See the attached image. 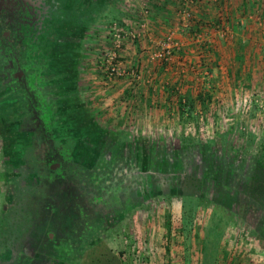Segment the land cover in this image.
<instances>
[{
	"label": "rangeland",
	"instance_id": "1",
	"mask_svg": "<svg viewBox=\"0 0 264 264\" xmlns=\"http://www.w3.org/2000/svg\"><path fill=\"white\" fill-rule=\"evenodd\" d=\"M102 1L105 5L96 6V19L86 12L88 8L68 18L78 29L73 44L63 48L66 58L72 56L66 64L76 62V77L84 91L78 95L76 85L66 84L74 68L66 66V75L57 62L41 79L42 101L38 96L32 99L30 111L27 107L22 114L14 103L12 107L0 104V241L11 233V222L17 219L20 225L27 224V218L34 215L35 226L58 243L65 238L60 222L90 230L83 232V240L74 238L62 258L54 250L45 252L46 264H91L89 251L100 243L107 249L103 247L100 257L104 263L97 264H197L203 244L210 255L216 243L219 251L211 264H263L264 216L256 218L260 207L250 197L253 192L248 196L245 188L253 177L262 186L256 197L264 187V80H260L264 70L256 69L252 76V70L235 71L220 61V56L227 55L222 52H227L223 47L232 39L228 35L232 28L220 20V24L205 22L194 30V12L202 0H194L188 9L182 0L176 10L177 23L167 25L163 36L151 41L150 4L154 0L146 4L143 0ZM106 8L112 11L105 13ZM185 9L189 18L181 15ZM121 13L129 23H121ZM141 22L144 31H139ZM112 28L140 35L122 40L116 50V61L128 74L108 80L107 53L117 44ZM64 30L73 34L72 27ZM167 49L166 59L160 57ZM166 80L168 85L162 86ZM127 84L135 95L150 85L154 91H170L174 100L180 96L183 103L193 101L194 108L177 107L175 101L170 108L166 104L156 107L154 112L161 115L157 120L166 117V109L172 110L164 118L170 127H157L152 113L147 118L149 126L139 130L138 118H125L128 108L139 104L122 97ZM74 97L82 104L95 100L90 109L98 113V118L86 117V124L77 130L56 104ZM162 101L157 102L164 105ZM45 129L47 139L42 136ZM54 140L67 141L57 144ZM20 148L23 156L17 154ZM51 153H61L66 159L47 160ZM59 164H66L65 171L57 170ZM31 167L62 172L64 178L51 185L45 175L27 181L24 175ZM80 183L89 194L83 200L76 196L81 193ZM54 197L63 204L54 205ZM98 197L102 203L95 204ZM69 204L76 212L58 210ZM113 226L115 231L110 233ZM25 242L18 251L0 244V264H38L41 260H28L37 251L35 241ZM110 255L114 259L107 261Z\"/></svg>",
	"mask_w": 264,
	"mask_h": 264
},
{
	"label": "flooded vegetation",
	"instance_id": "2",
	"mask_svg": "<svg viewBox=\"0 0 264 264\" xmlns=\"http://www.w3.org/2000/svg\"><path fill=\"white\" fill-rule=\"evenodd\" d=\"M81 9H87L86 12L93 15L87 0H0V104L12 107L14 103L16 110L23 114V110L29 107V104L25 107L23 101L31 102L39 95L38 91L43 88L41 79L45 78L49 66L54 64L53 67H57V62L63 66L72 60V56L66 58L68 54L63 48L73 44L76 37L74 30L78 28L68 18ZM68 27H72L73 34L65 32ZM68 34H71L70 37ZM64 39L69 40L68 43ZM60 55L62 57L58 59ZM18 124L20 128V122ZM74 127L75 130L82 128L79 125ZM54 141L63 144L67 140ZM21 148L17 154L23 156L25 152ZM54 154L63 157L61 153ZM36 168L33 170L31 167L24 179H39L42 170ZM57 168L61 170V164ZM43 257L34 252L28 260H41L38 264H46L47 260Z\"/></svg>",
	"mask_w": 264,
	"mask_h": 264
},
{
	"label": "crops",
	"instance_id": "3",
	"mask_svg": "<svg viewBox=\"0 0 264 264\" xmlns=\"http://www.w3.org/2000/svg\"><path fill=\"white\" fill-rule=\"evenodd\" d=\"M87 2L89 7L91 8V11H93V17H95L96 19L98 16V11L96 6L98 7V5L104 4L103 1L87 0ZM181 2L182 0H154L150 4L151 14L149 18V22H150V27H149L150 34H148L149 41H151L152 38L155 39L156 37L161 38L167 28L166 27L167 25L171 23L173 24L177 23L178 18L176 16V10L177 8H179V3ZM200 4L201 6L198 8V10H195L194 12V14L197 13L196 18L193 21L195 26L201 28L202 23L205 22L217 23L220 22V20H223L224 23L226 21V24L231 25L232 30L228 31V35H230L232 39L229 40L226 43V45L223 47L224 49L227 50V52L224 51L222 52L225 54L227 53L228 56L224 55V57H222L220 56L219 54L220 52H219L218 54L221 57L220 61H224L229 66V68H233L235 69V71L237 69H242V68H246L248 71L252 70L251 71L253 72L252 76L257 74L256 69L261 68L264 70V0H202ZM205 5L206 8L204 9L203 6ZM111 11L112 10L109 11V9L107 11L106 8L105 13H110ZM125 15L121 13V23L124 22L129 23V18L127 19ZM243 26L245 27V29H242ZM174 62L180 65L178 61L176 62V60H174ZM75 64L76 62L72 61L69 64L63 65L62 72L68 75V73L66 72L67 68L65 67L69 66L68 69H70L71 67L74 68V71L73 72L70 71L71 73L69 74L70 76H67L66 78V79H70L72 82L69 81L66 84L69 85L74 84V86L76 85L77 94L79 95L84 91V89L82 86L79 87L80 80L78 77H76L77 66ZM164 70H166V68H164ZM255 77L259 78L258 76ZM261 77L262 78L260 80L263 81L264 76ZM161 83L162 86L168 85L167 80ZM92 86H93L92 84H89L90 88ZM126 87L122 89L124 90L122 94L124 100L126 98L127 100L125 101H128V103L130 101L139 102V104L143 103V106L139 104L136 106L133 103L132 104L133 108L132 106H130L131 108L130 107L128 108L125 114V118H132V117L138 118L137 119L138 129L142 130L145 128V126H149V124L147 123L148 121L147 118H151L152 113H154L153 114V118L155 117L154 123L156 124L157 127L167 128V129L170 127V125H167V122L165 123L164 118L170 117L168 115L169 114L172 115V113H170L172 112V110L166 109L167 110L166 117L162 116L164 118H159V120L157 119L158 117H161V115H158L154 112L156 111V107L162 108L164 106L165 108V104L166 107L170 108L169 107L170 104L172 105V103L174 102V97L171 95L170 91H167L166 92L167 94L163 91L162 92L154 91L153 88L154 86L150 85L148 86V88H146L147 90L145 92L142 93L140 92L141 93L140 95L139 94L135 95L130 88V84H127ZM93 90L94 89H92L91 91ZM47 99H50L51 101V98H47ZM76 100L77 99L75 97L70 99L68 98L67 100L64 98L63 101L60 99L57 100L56 103L57 107L58 106L59 108L61 107V110L63 111V116L65 118L72 119L74 121L73 124L79 126L86 124L85 123L86 117H91V119L98 118L97 111L90 109V107L93 106V102H96L95 100L87 99L86 100L87 103L84 104L76 103L75 102ZM151 101L153 102L152 105L150 104ZM157 101H162L164 105H161ZM148 108L149 111H147ZM131 109H133V112H130ZM82 112L84 114H82ZM114 229L115 228L113 226L109 230L111 231L110 233H112V231H115ZM215 245H216L215 254L212 257H210L208 254L207 256L201 254V257L198 260L200 261V263L197 264H202V261H204V264H211L213 261L215 262L217 256L216 252L218 250L217 243ZM239 264H244V263L241 261Z\"/></svg>",
	"mask_w": 264,
	"mask_h": 264
},
{
	"label": "trees",
	"instance_id": "4",
	"mask_svg": "<svg viewBox=\"0 0 264 264\" xmlns=\"http://www.w3.org/2000/svg\"><path fill=\"white\" fill-rule=\"evenodd\" d=\"M217 24H220V22H217ZM193 29L197 30V27L194 26ZM32 93H33V91H32ZM22 97L24 98V96H22ZM175 98L176 99L174 101L176 102L177 107L181 108V107H185L186 105H187V107H189V105H190L191 108H194L193 101L189 100L187 103L186 102L183 103V101H182L183 98L182 97L176 96ZM24 99L26 100V98H24ZM36 99L41 100L39 95H38V97ZM28 102L27 101H23L25 107H26L27 104H29V107L32 106V104H31V102L29 100H28ZM29 107L28 108L26 107V108L29 109ZM45 122L44 123L47 124V121H45ZM50 132H52V135L55 136V132H54V130L52 128H51ZM42 136H44V138H46V139L49 137V133L46 131V129L42 131ZM52 149H54V148H52ZM65 150H66V148H65ZM65 157L66 156L63 155L62 159H66ZM48 159H53V156H51L49 154L47 156V160ZM66 164H68V162ZM66 164H61L62 165L61 171H65ZM46 166L48 167V165H46ZM41 175L48 176V178H49L48 180L50 181V182L48 181V183L50 185L54 181L58 180L59 178L63 179V176H64V174L62 172L59 174L58 172L50 170V169L44 170V172L41 173ZM253 178H251L248 181V184L246 185V188H245V193H246V195L250 196L249 193L251 194L253 192L252 196H250V197H253L254 199L256 198L255 200H256L257 204L259 205V207H260V209H258V211L255 212L254 215L256 216L257 219H261V217L263 218V216H264L263 215L264 214V196L262 197V195L264 194V187H263V190L261 189L262 192L258 193V195H260V197H256L257 188L260 189V188H262V186H260L259 182L257 184L253 180ZM79 189H80L81 193H80V195H76V196L77 197L80 196L79 198L83 200V198H85L87 195H89V194L86 195V192H84V183H80V188ZM107 194H110V193H107ZM48 197H49L48 199H50V196H48ZM72 197H74V198H71V197L70 198L74 202V199H76V198H75V196H72ZM102 200L103 199L100 198V197L95 198V204L102 203ZM53 201H54V205L58 204V199H56L55 197L53 198ZM74 203H76V202H74ZM61 204H63V203H60L58 205H61ZM46 206H48V205H46ZM70 206H71L70 204L69 205H65L63 207L59 206L58 210H61L63 212H69L72 209H74L73 212H76V209L75 208H70ZM60 207H61V209H60ZM45 209L47 211H49L48 207H45ZM52 210H53V208H52ZM58 210L54 209V211H58ZM81 210H83L82 207L77 208L78 213L80 212L83 215V212H81ZM90 213H93V212L91 211ZM34 217H35L34 215H31L30 219L27 218V220H26V222H28L27 224L24 223V224L20 225V222H16L17 219L15 220V222H11V226L8 229L9 231H11V233L7 234L6 238L2 239V241H0V244H2V246H3V243H4L5 244V249L8 248V247L11 248L13 246L14 249L18 251L20 245L23 246L26 243L25 241L28 240L27 238H32L35 241V243H36V244H34V246H35L34 249L37 250L36 253L43 255L45 252H48L49 250L50 251L54 250L53 252H55L56 255L58 254L57 255L58 258H62L63 255L61 253L65 251L67 246H69V243H72L74 238L77 239L80 236H81V240H83V238H84L83 232L86 231V230H89L88 227L86 229V227H84V226H82V227L73 226V222L70 223V224H67V225L64 222L63 223L60 222L59 229L63 233V236L65 238L64 239L63 238H61V239L59 238L60 241L58 243L55 239L51 240L50 237H49V233H46V232L44 233L42 231L43 228H40V226H35L34 222L32 221V220H34ZM96 218L98 219L97 215H96ZM16 223H18V224H16ZM30 223H31V225H30ZM166 225H167V235H168L169 231H170L169 223L167 222ZM61 226H62V228H61ZM22 228H23L24 231L22 230ZM14 230H16L15 233H14ZM20 232H24V233H20ZM88 232H90V230ZM92 232L94 233L95 230H92ZM21 234H23V235L21 236ZM102 244L103 243H100L98 245L93 246L91 248V250L89 251L88 258H89L91 264H97V263H95V261L103 262V260L100 259V257H102L104 255L103 250H105L107 248H105V245H102ZM91 245L92 244H90L88 246H91ZM214 246H216V245L214 244ZM103 247L105 249H103ZM209 247H210V245H209ZM11 250L14 251L13 249H11ZM58 250H60V252ZM202 250H204V251H202L203 255L207 256V254H209L207 252V248H206L205 244H203V249ZM215 250H216V247H213L212 249L209 250V252L211 253L209 255L210 257H212L215 254ZM108 253L112 254V251L109 248H108ZM17 255H19V254H17ZM112 257L114 259V256L110 255V257L108 258L107 261H111ZM57 263L60 264V261L57 262ZM202 264H204V261H202Z\"/></svg>",
	"mask_w": 264,
	"mask_h": 264
},
{
	"label": "built area",
	"instance_id": "5",
	"mask_svg": "<svg viewBox=\"0 0 264 264\" xmlns=\"http://www.w3.org/2000/svg\"><path fill=\"white\" fill-rule=\"evenodd\" d=\"M150 0H143V2L146 4L147 2H149ZM194 2V0H185L184 1V5H187V9H188V6L191 5L192 3ZM143 13L144 14H147L148 11L147 10H143ZM181 15L184 17V18H189L190 17V12H188V10H183L181 12ZM145 23L144 22H141L140 24V27H139V31H140V28L142 29V31H144V28H145ZM111 35H112V38L113 40H115L117 42L116 44V47L109 53H107L108 57H107V61H108V64L109 66L107 67L108 68V73H107V79L108 80H111L113 78H117V77H121V76H124V75H127L128 72L126 71V69H123L122 66L120 65V63H117L116 59H117V56H116V50L119 49L121 47V41L124 40V39H128V40H134L135 38H137L140 33H137V32H119L117 31L115 28H112V31H111ZM174 46H177L178 44L176 43H173ZM170 54L169 50L167 49L166 50V53H160L159 56L160 57H167L168 55ZM167 55V56H166ZM166 59V58H165ZM131 73H133V70L131 71ZM263 264H264V261H263Z\"/></svg>",
	"mask_w": 264,
	"mask_h": 264
}]
</instances>
